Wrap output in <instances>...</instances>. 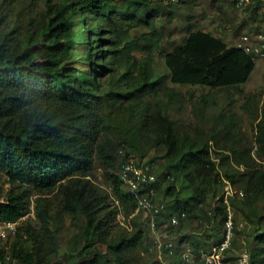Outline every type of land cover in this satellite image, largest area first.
Masks as SVG:
<instances>
[{
  "label": "trees",
  "instance_id": "trees-1",
  "mask_svg": "<svg viewBox=\"0 0 264 264\" xmlns=\"http://www.w3.org/2000/svg\"><path fill=\"white\" fill-rule=\"evenodd\" d=\"M152 1H48L38 18L11 23L3 21L6 14L0 16V171L11 185L0 197V221H18L10 245L0 242V264H168L158 255L143 254L156 245L150 213L137 210L139 193L119 174L133 154L142 152L137 118L153 133V145L161 149V173H156L168 183L165 194H179L177 179L190 189L184 203L176 199L167 205L162 229L172 233L194 221L202 227L213 218L221 227L206 229L212 243L194 235L179 241H188L197 251L221 239L226 217L223 194L212 205L213 216L206 204H212L208 199L218 197L224 187L223 175L209 141L191 136L165 110L166 101L181 104L187 96L173 86H157L155 55L163 36L155 15L147 11ZM8 2L11 7L13 1ZM248 5L264 18L260 11L264 0ZM88 16L94 34L105 35L107 47L83 66L72 59L71 43L75 25H83ZM140 28L143 31L135 38L133 31ZM137 51L145 54L138 57ZM114 62L123 64L124 70L105 86L107 79L98 73L113 70ZM165 62L176 84L234 89L247 82L256 66V59L243 47L201 29L191 31L183 44L168 51ZM154 94L157 97L150 99ZM121 109L124 114L117 111ZM228 119L235 120L234 113ZM257 140L264 150V119L258 123ZM97 163L111 183L110 193L93 181ZM224 176L233 185L244 182L246 217L264 222V206L257 203L264 199V166H248L244 172ZM49 192L54 194L47 196ZM234 197L230 201L235 204ZM56 201L83 216L82 245L75 252L60 248L54 226ZM32 210L36 224L23 219ZM174 214L180 216L177 226L169 224ZM257 239L259 245L250 248L252 264H264V230ZM163 258L177 262L167 251Z\"/></svg>",
  "mask_w": 264,
  "mask_h": 264
},
{
  "label": "rangeland",
  "instance_id": "rangeland-1",
  "mask_svg": "<svg viewBox=\"0 0 264 264\" xmlns=\"http://www.w3.org/2000/svg\"><path fill=\"white\" fill-rule=\"evenodd\" d=\"M12 1L10 7L8 0H0V16L6 14L3 18L5 22L25 21L31 16L38 18L45 10L48 1L60 2L61 0ZM147 11L148 14L155 15L163 36L162 47L155 55L157 86L163 89L170 85L187 96V100L181 104L171 103L165 99V110L169 116L177 120L191 136L199 140L209 141L213 148L212 156L217 160L220 174L223 175L224 186L225 180H227L224 176L225 173L244 172L248 166H264V150L257 140L258 123L264 119V58H256V66L249 79L240 84L238 89H234L232 86L212 88L199 84H176L172 82L169 68L165 62V54L183 44L191 31L201 29L225 39L230 45H238L242 35L264 31V18L260 19L257 17L258 15L256 16L253 12V6H238L236 0H153L148 5ZM260 11L263 12L264 16V5ZM79 17L76 19H80ZM93 26L94 22L89 16L84 20L83 25H75L76 33L72 37L73 42L71 43L72 59H76L83 66L89 63L92 56V60L98 59L103 52L102 50L107 47V44L102 40L105 35L96 36ZM141 31L143 28L138 31L134 30V37L139 38ZM135 53L138 57L145 54L142 51ZM112 68L113 70H105L103 74L98 73L102 75V79H107L108 83L105 86L114 81L124 70L123 64L117 62L112 64ZM113 87L114 89L117 88L116 85H112V89ZM156 97L154 94L150 96V99L153 100ZM111 103L109 108H111ZM126 104L125 101L124 105ZM122 110L117 111L121 112ZM233 113L235 120H229L228 116L233 115ZM122 114H124L123 111ZM136 121L140 129L138 139L142 152L133 154L132 157L152 164L156 172L161 173L160 163L163 160L161 149L153 145L151 130L145 127L138 118ZM95 168L93 181L110 193L111 183L104 175L103 167L97 163ZM158 180L156 187H154L156 200L163 201L166 205H173L176 199L182 203L185 202L190 193L186 183L180 179L175 180L180 191L173 197L166 195L163 191L168 184L167 181L164 178ZM10 187L6 173L0 171L1 199ZM244 187L243 181L234 185L233 196H235L236 201L235 204L230 202L237 227H239L238 230L241 231L236 239L238 250L244 247L250 250L251 246L259 245L257 237L264 230V222H253L246 217V211H249V208L242 202L245 197ZM223 191L224 187L220 188L218 197L208 199L209 201L212 200V204L207 202L206 208L212 216L214 214L212 205L218 203L217 199L221 197ZM53 194L54 192L46 193L47 196ZM35 197L36 195H33L32 199ZM56 203L54 226L58 232L60 248L66 253L75 252L82 245L83 216L70 207L65 208L63 205L60 206L57 201ZM257 203L259 206H264L263 197H260ZM23 219L30 220L34 224L38 221L33 210ZM211 219L204 221L202 227L197 221L184 224L181 228L175 227L172 233L167 232L169 235L165 239L177 243L184 235H194L201 241L212 243L213 238L208 237L207 230H220L221 226L218 219ZM119 220L121 224L126 225L122 215H119ZM167 226L168 224H166ZM14 236V229L8 227L6 234L0 235V242L9 246ZM143 254L156 256L158 252L156 248H152L149 252L144 251ZM158 258L162 260L159 256Z\"/></svg>",
  "mask_w": 264,
  "mask_h": 264
},
{
  "label": "built area",
  "instance_id": "built-area-1",
  "mask_svg": "<svg viewBox=\"0 0 264 264\" xmlns=\"http://www.w3.org/2000/svg\"><path fill=\"white\" fill-rule=\"evenodd\" d=\"M252 0H236L238 6L248 5ZM238 46L243 47L255 59L264 58V31L242 35ZM120 178L132 191L138 192L137 210L150 213L149 227L155 238V248L158 256L168 264H252V255L247 247L238 250L234 241L238 236L236 219L232 209L230 197L234 195V185L225 180L223 203L226 217L222 223L221 239L209 246L195 250L188 241L174 243L165 239L169 234L160 226L162 215L167 209L166 203L154 198V187L158 180L157 173L150 163L142 162L135 157L127 160L120 169ZM186 213L182 212L181 217ZM180 223L178 214L172 215L169 224L177 226ZM18 221H0V235L6 234V228L11 227L14 232ZM165 232V233H164ZM164 251L177 258V262L163 260ZM173 259V258H172Z\"/></svg>",
  "mask_w": 264,
  "mask_h": 264
},
{
  "label": "crops",
  "instance_id": "crops-1",
  "mask_svg": "<svg viewBox=\"0 0 264 264\" xmlns=\"http://www.w3.org/2000/svg\"><path fill=\"white\" fill-rule=\"evenodd\" d=\"M216 36V35H215ZM226 41V40H225ZM227 42V41H226Z\"/></svg>",
  "mask_w": 264,
  "mask_h": 264
}]
</instances>
